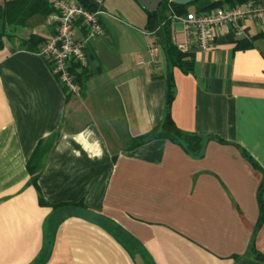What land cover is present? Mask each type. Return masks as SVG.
<instances>
[{
  "label": "crops",
  "instance_id": "obj_1",
  "mask_svg": "<svg viewBox=\"0 0 264 264\" xmlns=\"http://www.w3.org/2000/svg\"><path fill=\"white\" fill-rule=\"evenodd\" d=\"M93 1L104 34L88 67L72 66L79 93L36 53L55 34L49 16L9 28L0 49V264H264V23L223 28L189 52L193 72L173 70L174 123L206 139L192 156L170 140L138 145L167 109L169 69L160 47V67L148 64L146 8ZM217 1L247 4L189 11ZM182 31L175 22V41ZM41 143L53 147L34 181Z\"/></svg>",
  "mask_w": 264,
  "mask_h": 264
},
{
  "label": "built area",
  "instance_id": "obj_2",
  "mask_svg": "<svg viewBox=\"0 0 264 264\" xmlns=\"http://www.w3.org/2000/svg\"><path fill=\"white\" fill-rule=\"evenodd\" d=\"M51 3L54 11L49 15V23L54 26L55 34L36 53L50 61L52 71L61 85L73 93H79L80 87L72 73V66L77 65L80 69L88 67V45L94 38L104 34L100 22L104 12L91 11L78 0H51ZM174 20L182 23L185 35L184 42L175 41V44L180 51L190 52L195 48H212L219 31L229 25L234 27V35L240 36L246 32L245 21L264 23V7L249 1L245 9L214 7L200 13L174 16ZM78 31L83 34L78 35ZM149 53L151 59L148 64L160 67L156 49L150 47ZM138 64L147 63L141 61Z\"/></svg>",
  "mask_w": 264,
  "mask_h": 264
},
{
  "label": "trees",
  "instance_id": "obj_3",
  "mask_svg": "<svg viewBox=\"0 0 264 264\" xmlns=\"http://www.w3.org/2000/svg\"><path fill=\"white\" fill-rule=\"evenodd\" d=\"M84 7L91 11H98L97 4L93 0H78ZM195 1L192 4L199 2ZM230 3H243L254 1L256 3L261 0H225ZM223 1L214 2L207 7L205 11L221 7ZM189 5H178L174 1L166 0L156 11L147 10L148 22L146 32L150 33L152 39L151 48H161L166 56L167 67L169 69L167 75V109L163 122L154 127L150 132L138 138V145L145 143L148 139L159 138L170 140L179 144L188 154L199 156L204 152L206 139L196 134H188L180 130L171 116V104L174 99V83L173 70L180 68L185 73H191L194 70V58L189 52H182L177 48L174 40V16H184L190 13ZM51 0H13L8 1L4 5H0V49L4 47V38L6 37V29L23 26L31 17L37 14L49 16L53 12ZM204 12V11H203ZM249 42L247 47H252ZM73 70L77 72V65L73 66ZM76 81H80V76H76ZM52 144V143H51ZM53 145H47L43 148L41 143L36 149L33 157L29 162V168L34 181L40 175L42 166L40 161L47 152L52 149ZM259 192L260 207H263L264 184ZM263 217V214H262ZM262 221V220H261ZM260 221V224H261Z\"/></svg>",
  "mask_w": 264,
  "mask_h": 264
},
{
  "label": "water",
  "instance_id": "obj_4",
  "mask_svg": "<svg viewBox=\"0 0 264 264\" xmlns=\"http://www.w3.org/2000/svg\"><path fill=\"white\" fill-rule=\"evenodd\" d=\"M164 1L166 0H139L142 6L150 11L158 10ZM195 1L197 0H174V2L178 5H189Z\"/></svg>",
  "mask_w": 264,
  "mask_h": 264
},
{
  "label": "rangeland",
  "instance_id": "obj_5",
  "mask_svg": "<svg viewBox=\"0 0 264 264\" xmlns=\"http://www.w3.org/2000/svg\"><path fill=\"white\" fill-rule=\"evenodd\" d=\"M194 8H195V6L197 5V4H191ZM8 31H9V28L8 29H6V37L5 38H8L9 37V35H8Z\"/></svg>",
  "mask_w": 264,
  "mask_h": 264
}]
</instances>
